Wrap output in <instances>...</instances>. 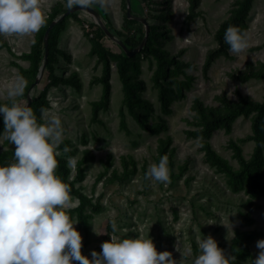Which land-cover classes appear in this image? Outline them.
<instances>
[{"label":"rangeland","instance_id":"obj_1","mask_svg":"<svg viewBox=\"0 0 264 264\" xmlns=\"http://www.w3.org/2000/svg\"><path fill=\"white\" fill-rule=\"evenodd\" d=\"M130 1L132 13L160 33L157 43L175 60L159 85L154 80L157 60L152 55L140 50L129 56L126 71L135 83L138 101L133 108L124 103L117 65L119 56H127L126 51L109 36L102 39L112 52L110 89L105 92L99 80L103 65L93 51L94 31L100 23L85 10L71 13L55 32L51 64L46 68L44 60L42 74L34 75L31 62L22 56L30 52L40 30L25 35L0 34V104L19 98L10 97L8 91L23 77L26 85L32 83L28 92L32 99L45 95L44 102L34 109L38 121L46 122L53 115L61 119L64 135L57 154L68 163L70 157L75 159V164H69L70 179L92 200L78 210L80 201L70 194L66 208L78 222L75 227L83 236L85 255L101 251L102 243L114 233L115 220V234L150 235L158 250L171 251L178 264H192L199 253L198 239L207 235H212L227 255L235 256L236 264H253L260 251L257 241L264 238V155L260 153L253 168L257 181L247 176L230 180L222 164L240 169L234 143L252 160L257 149L250 138L254 113L235 119L230 132L218 126L206 133L201 132L193 104L199 99L207 108H221L217 97L226 93L238 101V91L252 102L263 101L264 78L243 80L230 74L245 70L249 63H264V0L252 1L239 26L250 38L249 47L233 53L227 44L228 54L217 57L207 73L203 69L206 55L217 48L216 31L230 15L235 0H200L199 14L193 19L188 18V0ZM85 5L97 10L121 41L147 35L142 21L126 23L125 0H89ZM40 6L44 25L52 12L69 8L67 0H41ZM118 31L124 36L120 38ZM150 33L151 29L148 37ZM125 45L130 50L138 48L131 42ZM18 103L27 105L28 97H20ZM42 108L46 112L42 113ZM141 121L156 125L155 130L146 129ZM4 127L0 118V154L11 163L15 145ZM169 139L165 154L170 180L147 178L149 165L160 160V141ZM203 142L210 143L219 161L207 153ZM81 159H86L84 177L77 179ZM79 211L89 216L88 226L81 224ZM239 233L258 235L248 240L249 236L240 237Z\"/></svg>","mask_w":264,"mask_h":264},{"label":"clouds","instance_id":"obj_2","mask_svg":"<svg viewBox=\"0 0 264 264\" xmlns=\"http://www.w3.org/2000/svg\"><path fill=\"white\" fill-rule=\"evenodd\" d=\"M88 2L68 0V5ZM40 5L41 0H0V34L39 31L45 23ZM224 40L233 53L244 51L250 42L248 34L234 25L226 29ZM25 87L21 77L8 95H23ZM0 114L4 131L15 145L12 162L0 163V264H178L171 251L158 250L150 235L115 234V220L114 233L102 243L101 251L93 250L91 257L85 255L83 236L75 227L78 222L66 211L69 186L57 174V147L64 135L61 119L53 115L41 123L32 107L15 101L0 105ZM69 164H75V159L70 157ZM146 177L160 182L170 180L167 154L149 165ZM256 246L260 251L253 264H264V238ZM198 247L192 264H232L235 260L212 235L198 239Z\"/></svg>","mask_w":264,"mask_h":264},{"label":"trees","instance_id":"obj_3","mask_svg":"<svg viewBox=\"0 0 264 264\" xmlns=\"http://www.w3.org/2000/svg\"><path fill=\"white\" fill-rule=\"evenodd\" d=\"M68 1V0H67ZM189 1V19L195 18L199 12V2L200 0H188ZM253 0H235L233 3L232 8L230 9V15L227 19H225L221 24L219 25L218 30L216 31V41H217V48L208 51V54L206 55V60L204 63V73H207L210 69V66L215 61L217 57L220 55H226L228 54L227 51V43L224 40V33L226 29L230 25L234 26H240L242 22L245 19L246 14L249 11L250 5ZM127 4V0H125V5ZM76 5L75 3L72 5ZM71 6V7H72ZM70 8V7H69ZM66 10L64 9H58L54 12H52L46 24L40 29V31L37 34V37L32 45V48L30 52L24 53L22 56L25 59H28L31 62V69L34 72V75H38L41 72V65L45 60V45H44V35L49 27L50 23L63 15ZM134 14V13H133ZM135 15V14H134ZM70 16V15H68ZM66 16L61 22L57 23L53 29L50 32L49 36V56L47 61L46 68L50 67V60L51 55L53 51V41L55 32L61 27V25L64 24L65 20L67 19ZM126 23L129 24H136L139 23L138 19L130 18L128 17V13H126ZM105 26L111 31H114V28L111 27L108 24H105ZM240 28V27H239ZM151 33L148 37L147 43L144 45V47L141 49V54H150L157 60V69L154 73V80L161 85L162 79H166L168 75L170 74L169 71V64L172 62H175L174 57L169 55L168 52L165 50H162L160 45L157 43V39L159 38V32L154 31L153 27L151 26ZM119 37L121 38L123 35L122 32H119ZM108 36L105 29L99 24L97 25V29L94 31L93 36V51L97 54L98 60L103 65L104 73L99 78L101 82L104 84L105 92H108L110 89V73H111V54L112 52L109 51L106 47H104L102 43V39ZM144 38L140 40H136L135 37L128 38L127 41H123L124 44L127 42L133 43L134 46L139 47V45L142 43ZM127 54V53H126ZM129 56L121 55L118 58V70L121 74V79H123V86L125 90V97H124V103L129 107L133 108L136 104H138V101L136 100L134 88L130 75L128 71H126V65L128 64ZM233 78H240L243 80H248L250 78H264V63L259 62L258 64L249 63L248 68L245 70H239L235 71L230 74ZM32 83H27L23 95H20V97H28V92L31 88ZM239 100L233 101L231 100L226 93L219 95L217 99L221 102V108H207L204 106L202 101L199 99H196L193 104V109L199 114L202 130L201 132L209 133L212 129L218 126H223L228 132L231 131L232 128V122L237 119L240 116H249L251 113H254L252 116V136L250 137L252 140H255L257 144V149L252 156V160H247L243 153L242 149L239 145L233 144L234 153L237 158V160L240 163V169L234 170L231 168L226 162L222 164V169L225 170L227 176L230 180H241L244 176H247L251 178L252 180L257 181L256 175L253 173V168L258 163V159L260 153L264 155V99L260 102H252L249 97L244 96L240 91H238ZM19 98L10 101L8 104L11 105L13 101L18 102ZM45 100V95H41L40 97H35L32 100V104L30 107L35 109L38 107L41 103H43ZM2 105V104H0ZM0 118L2 117V114H0ZM143 123V126H145L148 130H155L156 125L149 126L145 121H141ZM170 144L169 140H161L160 141V155L161 158L163 155H165L166 148ZM204 148H206L207 153L216 160L219 161V156L216 154V152L212 149L210 143L203 142ZM57 160H58V168H57V174L61 176V178L66 182V184L69 186L70 194L77 197L80 201V205L78 207V210H80L85 203H91V198L88 197L82 190H80V187H77L75 184V181L70 179V173L71 168L69 166L68 160L64 157L57 154ZM86 162V159H81L78 161V168H77V179H82L84 177V169L82 165ZM0 163L6 164L5 154H0ZM127 176V174H125ZM95 208L99 207V204L94 205ZM88 217L87 215H83L82 212L79 211V218L81 224L86 227L88 226ZM258 235V233H239L240 237H248V240H253L254 237ZM232 264H236L234 261H232Z\"/></svg>","mask_w":264,"mask_h":264},{"label":"water","instance_id":"obj_4","mask_svg":"<svg viewBox=\"0 0 264 264\" xmlns=\"http://www.w3.org/2000/svg\"><path fill=\"white\" fill-rule=\"evenodd\" d=\"M81 10H85V11H88L89 13H91L96 19H97V22L99 21L100 25L105 29L107 35L117 41L122 47L123 49L126 51L127 55L128 56H133L134 54H136L137 52H139L145 45V43L147 42V38H148V32H149V25L147 24V21L142 18V17H139L137 15H134L131 11V1L130 0H127V13H128V17L130 18H135V19H138L140 21H142L146 26H147V35L145 36L144 40L142 41V43L139 45L138 48L134 49V50H130L127 48V46L123 43V41L119 40L113 32H111L106 26L105 24L103 23V21L101 20V15L100 13L95 10L94 8L88 6V5H85V4H78V5H74L70 8H68L65 13L63 15H61L60 17H58L57 19L53 20L49 27L47 28L46 32H45V35H44V45H45V63L44 65L47 64V61H48V56H49V36H50V32L51 30L53 29V27L61 22L66 16L70 15L71 13H74V12H77V11H81ZM43 70L44 68L41 69V74L43 73ZM32 97L30 95H28V104L27 106H30L31 103H32ZM3 116V114H2Z\"/></svg>","mask_w":264,"mask_h":264}]
</instances>
